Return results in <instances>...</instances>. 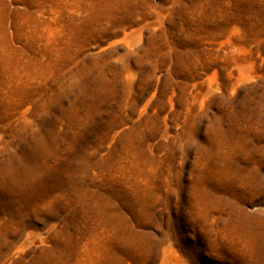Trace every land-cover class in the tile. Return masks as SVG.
Wrapping results in <instances>:
<instances>
[{"label":"rangeland","instance_id":"1","mask_svg":"<svg viewBox=\"0 0 264 264\" xmlns=\"http://www.w3.org/2000/svg\"><path fill=\"white\" fill-rule=\"evenodd\" d=\"M0 264H264V0H0Z\"/></svg>","mask_w":264,"mask_h":264}]
</instances>
